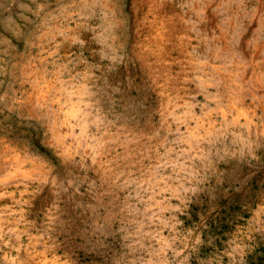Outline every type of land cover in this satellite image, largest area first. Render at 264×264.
I'll use <instances>...</instances> for the list:
<instances>
[{
    "label": "rangeland",
    "instance_id": "374dc122",
    "mask_svg": "<svg viewBox=\"0 0 264 264\" xmlns=\"http://www.w3.org/2000/svg\"><path fill=\"white\" fill-rule=\"evenodd\" d=\"M0 264H264V0H0Z\"/></svg>",
    "mask_w": 264,
    "mask_h": 264
}]
</instances>
